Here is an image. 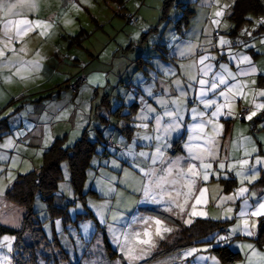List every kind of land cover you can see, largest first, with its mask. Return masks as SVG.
Here are the masks:
<instances>
[{
	"label": "rangeland",
	"instance_id": "obj_1",
	"mask_svg": "<svg viewBox=\"0 0 264 264\" xmlns=\"http://www.w3.org/2000/svg\"><path fill=\"white\" fill-rule=\"evenodd\" d=\"M165 1L23 0L22 3L21 0H0L4 4V8L0 9V43L3 51L7 53L15 46L17 61L24 59L23 68L17 71V75L30 77L29 81L32 82L29 84L34 86L41 78L40 71L46 70L44 62L49 65L58 63L62 71L68 72L75 69L72 64L75 65L74 59L78 57L85 60L79 65L80 72L85 66L107 72L111 87L114 88L110 105L97 111V115L102 91L96 95L94 89L81 90L85 86L90 89L86 84L78 88L79 96L70 106L67 102L75 98L74 92L78 89L67 90L70 95L61 102L64 119L72 123L66 126L74 132L75 129L82 130L86 124L91 141L98 142L85 190H93L98 195L88 196L86 205L82 204L71 188L68 164L63 163V181L56 202L60 207H69V220L58 218L52 222L47 204L40 195L35 199L34 211L44 223L48 240L54 239V236L59 239L64 255L56 252L51 259L46 260L40 257L39 252L38 264H141L151 260L160 251L162 243H172L170 238L176 233L177 227L149 216L144 208L165 212L178 219L183 226H190L197 219L227 222L223 231L208 237L205 243L190 246L148 264H230L211 251L225 246L241 254L242 259L234 264H264V246L260 247L254 241L259 224L256 218L264 215V210L260 208L264 204V187L256 186L264 178V145L261 141H264V120L256 125L253 121L257 117L246 122L239 119L242 109L262 111L264 109H256L255 105L264 103L255 94L258 90L257 78L242 84L234 81L229 69L236 48L240 62L248 57L259 66L264 65V32H260L261 26H264L261 22L264 15L254 16L253 22L237 31L231 18L236 0H174L164 16ZM261 1L264 5V0ZM12 4L17 7L9 12L8 7ZM32 4L35 6L32 7ZM217 12H222V15L217 16ZM130 17L139 18V23L130 26ZM20 20L33 23L31 30L17 37L14 25ZM8 21L13 22V26L8 29V35L12 37L10 41L4 34V24ZM19 27L27 29L28 25ZM81 32L86 37L78 43L74 37ZM221 40L226 43L222 44ZM253 48L259 56L255 57L249 51ZM10 56L9 60L12 59ZM138 59H142V68L138 67ZM201 59H204L203 64L200 63ZM36 62L40 64L39 69L34 67ZM125 67L130 68V74L120 80V70ZM67 76L57 74L62 86ZM79 76L74 77L73 81ZM225 76L228 77L224 80L226 86H223L226 92L219 91L217 83ZM130 78L133 79L132 83ZM199 80L207 83L202 86L197 82ZM212 84L216 85L215 89L211 88ZM130 85L132 88H128ZM201 88L205 92L204 96L200 95ZM126 91L130 93L127 101L123 96ZM140 92L151 94L149 98L143 99L138 98ZM221 92L226 95L225 103L231 95L239 96L237 100H244L245 103L237 105L236 109H240L238 115L231 118L238 125L225 141L216 138L219 136L216 131L219 125L213 127V120L220 115H212L219 106L220 98L223 99ZM202 100H214L216 103L205 107ZM170 103L177 109L175 113L181 127L178 132L175 131L174 143L162 146L153 142L149 128L154 122L155 132L167 136L162 129L169 118L164 117L158 126L156 117L170 111L168 106H161ZM133 104L138 105L139 120L138 123H127L124 116L133 113L130 109ZM154 104H160L163 108L161 112ZM153 108L155 112L150 111ZM222 111L223 108H220ZM208 112L211 115L207 120L208 131H205V123L200 115ZM145 116L148 118L144 119ZM127 125L137 128L145 139L151 137L146 139L149 147L137 143L130 145V141L122 134V129ZM158 127L160 131H157ZM109 136L115 137L116 147L106 146ZM72 138H75V132ZM179 139H184L182 149L175 153L174 144ZM73 142H76L75 139L70 141ZM157 147L160 148L159 154ZM140 152L147 153V156H140ZM153 158L156 163H152ZM0 159L4 161L0 164V226L19 230L24 210L9 203L5 196L8 186L20 174L28 171L19 173L17 157L11 161L8 156L0 155ZM205 164L211 167L205 168ZM221 164L224 168H220ZM192 166L195 167L189 172ZM168 168L172 169L170 173ZM205 175L208 176L207 180L204 179ZM161 176L164 177L163 181L159 179ZM149 180L154 183L149 185ZM242 188L248 191L240 194ZM145 191H149L151 196L146 198ZM152 197L163 202L154 203ZM89 211L93 216L76 220L77 215ZM156 220H160L161 225H156ZM186 220H191V223H186ZM157 228L161 231L169 228L171 231H162L161 239L156 235ZM233 229L236 231L233 232ZM146 232L150 234L154 246L141 243L149 239L144 235ZM221 236H229L230 239L227 242L220 241ZM105 238L110 248L106 246ZM16 241L14 235L0 234V264H16ZM128 250L141 258L130 261L126 255Z\"/></svg>",
	"mask_w": 264,
	"mask_h": 264
},
{
	"label": "crops",
	"instance_id": "obj_2",
	"mask_svg": "<svg viewBox=\"0 0 264 264\" xmlns=\"http://www.w3.org/2000/svg\"><path fill=\"white\" fill-rule=\"evenodd\" d=\"M1 37H2V26L0 27V38ZM0 50H3L2 43H0ZM249 51L255 57L259 56V54H257V51L254 48L250 49ZM15 52H16V47L14 46L12 47L11 50H8L7 53L4 54V56H8V57L0 56V119L8 117L10 124L8 133L2 139H0V155L8 156L11 159V161L12 159L17 157V163L19 164L18 171L19 173H22V171L23 173H25L26 171L30 172L40 168L43 161L42 155H44L45 151L57 139L65 138V144L67 146H71L82 138L85 130H88V132L90 131L87 128V125L85 124L84 128L82 127V130L75 129L74 131L75 138H72L74 132H72L71 129L66 126V124L69 125L72 124L71 120L68 119L66 120L63 117V105L61 104V102L63 101L64 98L69 97L70 92H67V90L70 89L67 88V85L73 82L74 77H76L77 75L78 76L82 75L86 78V81L83 86H85L86 84L87 86H89L90 89H86L85 86L81 90L85 89L86 91V90L94 89L96 95L97 92L99 93L100 90L102 91L101 93L102 97L100 98V102L98 103L96 109V115H97V111L100 112L102 111V108L105 107V105L104 107H102L103 105L102 101L105 98V96L108 97L109 105H110V97L113 93L114 88L111 87V83L108 78L107 72H103L102 70L96 69L92 66H85L86 68H84V70L80 72L79 65H81L82 61L85 60H81L78 57L74 59L75 65L72 64V67L75 69H72V71L70 69L68 72L62 71L61 69L62 67H60L58 63L56 65H49L47 64V62L46 63L44 62L43 65L46 68V70L40 71L41 78H38V80L35 82L33 86L29 84L30 82H32L29 81L30 77L24 76V78H22L21 76L16 74L19 69L23 68L24 59H22L23 61L18 62L17 55H15ZM16 54L18 53L16 52ZM238 54L239 52H237V48H236L233 53L234 60L232 62V65L231 66L227 65L229 66V69L232 71V77L234 81L237 80L242 84H245L246 81H248L249 79L257 78L258 90L255 94L256 97H259V99L261 98V100L259 101L264 103V96L259 95V93L264 92V78L262 79V77H264V65L259 66L255 61L252 60L250 62H246V61L240 62L239 58L237 57ZM10 55H12V59L9 60V57H11ZM90 57L92 58V53ZM116 58L118 57L116 56ZM138 65H139L138 67H140L141 62H138ZM218 68H220V65L218 66ZM120 71H121L120 80H124L126 78V75L130 74V68L128 67H125ZM58 73L65 76L68 75L67 76L68 78L64 79V83H65L64 86H62L61 84L62 82L58 80L57 77ZM131 76H133V73H131ZM220 79L227 80L228 77L225 76V78L222 77ZM129 81L132 83L133 79L130 78ZM225 84L226 83H220V82L217 83V86L219 87V91L224 90L226 92V89L223 88V86H226ZM128 88H132V85H130V87ZM219 91H217L216 93H218ZM79 92H80L79 89L76 92H74L75 98L71 99V102L70 101L67 102L69 106L71 105V103H74V101H76V98L79 96ZM128 95H130V93L126 91L123 95L125 101H127ZM148 96L149 94L147 93L144 94L143 92H140L138 98L142 97L143 99H147L149 98ZM222 97L223 99L220 98L219 100V106H222L221 108H223V111L218 113L220 116H218L216 120H213L214 128L217 127V125H219V130H216L219 132V136L217 134L218 137H216L218 141H225L229 137L230 132H232L236 128L235 126L238 125V123L232 120L231 117L233 115L236 116L238 115L240 109L239 110L236 109L237 105L242 106L245 104L243 103L244 100L242 101L237 100L239 96H232V95L229 96V99H227L226 103L224 102L226 95H222ZM203 101L205 100H202V103ZM154 105L157 108V110L159 109L158 112H161V110L163 109L161 108V106H168V108H170V111L172 112H175L177 110L174 107V104L171 103L164 104L161 106L160 104H154ZM193 105L194 104H192L191 108L194 107ZM121 106H123V104ZM251 112L252 111H250L248 114H250ZM263 112L264 110L262 111L257 110L259 116L258 115L254 116L257 117L256 119H254L253 117L254 119L253 122L255 124L259 122L260 123L263 122L264 119L258 121V119L261 117ZM137 114L138 112H136L135 115L131 118L132 122L138 123L139 119L137 118ZM209 115H211V112L200 115V118L205 123V128H204L205 131H208L207 120ZM103 119L105 120V118ZM246 120L247 119L245 118V121L243 122H246ZM126 122L128 123L127 120ZM169 122L170 120H167V124ZM153 123L150 124V128H149V132L151 134V137L153 138L152 139L153 142H156L157 144H160L162 146H166L170 143H174L173 141H175V137L178 131L173 132L172 134L169 133L165 134L163 132L165 135H167L165 137L155 132L154 130L155 124ZM130 127H131L130 125H127L126 127L124 126V128L122 129V134L127 138L128 141H130V145L133 143H137L139 144V146L149 147L148 140L145 139V137L140 133V131L137 128L135 129V131L131 130L129 134L127 132L124 133V130H127ZM224 133H226V136ZM156 136H160L161 139L157 140L155 138ZM89 137H90V132H89ZM110 137L113 136H109L108 139ZM74 139L76 142L70 143V141H73ZM144 139L147 141V143L144 142ZM180 140L181 139H179L178 141ZM115 141H116L115 137H113L112 148L116 147ZM261 141L262 144L264 145V141L263 140ZM120 145L121 143L119 144L118 147H120ZM180 149H182L181 145H180ZM173 151L176 153L179 150H175L173 148ZM3 162L4 161H0V164H2ZM24 168H27V170H23ZM146 209H154V208H144V211ZM139 211L142 210L139 208ZM263 216L264 215H261L260 217L256 218L258 220V223H259V219Z\"/></svg>",
	"mask_w": 264,
	"mask_h": 264
},
{
	"label": "trees",
	"instance_id": "obj_3",
	"mask_svg": "<svg viewBox=\"0 0 264 264\" xmlns=\"http://www.w3.org/2000/svg\"><path fill=\"white\" fill-rule=\"evenodd\" d=\"M173 2L174 0L165 1L163 9L164 16L167 15L168 9L172 6ZM262 15H264V5L261 0H236L232 8L231 18L235 22L236 30L238 31L247 23L253 22L252 18L254 16L259 17ZM260 30V32H264V26H261ZM85 37L86 34L81 32L79 35L75 36L74 39L80 43ZM138 62L142 64V59H138ZM140 68H142L141 65ZM81 76L82 75L79 77ZM263 78L264 77H262V79ZM77 79L78 77L70 84L75 83ZM70 84L67 85L68 89H70ZM78 88L70 90L75 91ZM102 104V107H104V105L105 107L109 106L108 97L105 96ZM137 108L138 105L133 104L130 108L133 110V113L124 116L125 120L132 122L131 118L134 116V112H137ZM118 113L119 110L117 111V114ZM262 119H264V112L258 121ZM241 121H245V119ZM9 128V118H1L0 139L8 133ZM135 129L136 128L131 126L127 130H124V133L127 132L129 134L131 130L135 131ZM110 138L113 139V137ZM108 140L106 146L109 147ZM183 140L184 139H181L175 144V150H180V145L183 143ZM97 143L98 142L91 141L88 130H85L82 138L71 146L65 144V138H59L45 151L42 165L39 169L30 171L26 174H20L16 181L9 186L5 197L9 203L24 210L22 225L19 230L0 226V234L8 233L17 237L16 264H38L40 257L48 260L51 259L56 252L64 255L63 250H61L59 239L56 236H54V239L48 240L43 228L44 223L39 220L38 213L34 211L35 199L37 195H40L47 204L52 222L58 218L64 221L69 220V207H60L56 202L59 186L61 181H63L62 165L65 162H67L70 170L71 188L78 200L86 205L88 196L98 195L93 190L89 192L85 191L88 181V171L91 168L93 156L96 154ZM111 146L113 147V144ZM231 181L233 185H235L236 182L233 179ZM256 186L264 187V178H262ZM145 213L174 225L177 227V231L170 238V241H172L171 244L162 243L159 247L160 251L157 252L151 260L141 264H148L150 261L160 260L190 246L203 244L208 237L223 231L227 225V222L222 223L213 220L197 219L192 225L183 226L178 219L165 212L146 209ZM91 216L93 215L89 211V213L77 215L76 220H81V218L84 217L90 218ZM254 241H256L260 247L264 246V216L259 219L257 235ZM105 243L106 246L110 248L106 238ZM43 249H45V252ZM211 251L225 263L234 264L242 259L240 253L232 252L228 246L214 248ZM39 252L41 254L40 257L37 255ZM49 253H52V255ZM61 259L66 260L67 258Z\"/></svg>",
	"mask_w": 264,
	"mask_h": 264
},
{
	"label": "snow or ice",
	"instance_id": "obj_4",
	"mask_svg": "<svg viewBox=\"0 0 264 264\" xmlns=\"http://www.w3.org/2000/svg\"><path fill=\"white\" fill-rule=\"evenodd\" d=\"M21 2L23 3V0H21ZM31 6L34 7L35 5L32 4ZM15 7H17L16 4H12V5H10V6L8 7V11L11 12L12 8H15ZM2 8H4V4L0 3V9H2ZM216 15H217V16H221V15H222V12H217ZM261 22L264 23V20H262ZM32 23H33L32 21H28V20H20V21H18V22H15V25H14V26H15L16 29H17V31H16V36L18 37V36H20L24 31L31 30V28H32ZM20 25H28V28H27V29H21V28L19 27ZM12 26H13V22H12V21H8L7 23L4 24V29H5V33H4V34H5V36L7 37V40H8V41H10V40L12 39V37H11L10 35H8V29H9L10 27H12ZM36 26L39 27V24H37ZM41 35H43V33H41ZM221 43H222V44H223V43H226V41L221 40ZM5 47H7V42H5ZM4 54H5L4 51H3V50H0V56H4ZM244 60L247 61V62H250V59H249L248 57H245ZM200 63L203 64V63H204V59H201V60H200ZM34 67H35L36 69H39V68H40V64H39V62H36V63L34 64ZM22 78H24V77H22ZM197 82H198L200 85H202V86L205 85V84L207 83L205 80H199V81H197ZM219 82H220V83H226V81H224L223 79H220ZM215 87H216L215 84H212V85H211V88H212V89H215ZM229 91H231V89H229ZM149 94H151V93H149ZM200 95H201V96H204V95H205V92L203 91V88H201ZM221 95H225V94H224L223 92H221ZM259 95L264 96V92L259 93ZM203 103H204V106H205V107H211V106H212L213 104H215L216 102L213 100V101H203ZM221 107H222V106H217V110H216V112H214L212 115H214V116L217 115V113L220 112V108H221ZM255 107H256V109H264V104H256ZM150 111L155 112L156 110L153 108V109H150ZM256 115H257V112H256V111H252L250 114H248V115L246 116V119L251 120V119H252L254 116H256ZM164 117H168L169 120H170V122H169L166 126H164L163 129H162L163 132H164L165 134H167V133H171V132H175V131H178V130H179V128L181 127V125H180L179 119H177V113L172 112V111H165L164 114H163V116H157V117H156V123H157L158 126L161 125V123H162ZM143 118H144V119H147L148 117L145 116V117H143ZM143 127H147V125H143ZM160 130H161V129L158 127L157 131H160ZM155 138H156L157 140H160V139H161L160 136H156ZM146 139H151V137H146ZM156 151H157V154H159V153H160V148L157 147V150H156ZM139 155H140V156H147V153L140 152ZM152 163H156L155 158L152 159ZM245 163H247V162L245 161ZM203 166H204L205 168H210V167H211L210 164H205V165H203ZM194 167H195V166L190 167V168L188 169V171H189V172H192ZM220 168H224V165L221 164V165H220ZM167 171L170 173V172L172 171V169H171V168H168ZM145 175H149V173H145ZM237 175H241V173H237ZM249 178H250V177H249ZM159 179H160V181H163V180H164V177L161 176ZM204 179L207 180V179H208V176L205 175V176H204ZM152 183H154V181L149 180V185H151ZM157 187H160V185L157 184ZM247 191H248V189H246V188H242L240 194H243L244 192H247ZM149 196H151V193H150L149 191H145V197L147 198V197H149ZM229 199H230V197H229ZM152 202H154V203H162L163 201H162V200H159V199H156L155 197H152ZM185 203H187V201H185ZM260 208H261L262 210H264V204H261V205H260ZM169 210H171V209H169ZM181 211H183V208H182V207H181ZM229 211H231V209H229ZM254 214H257V213H254ZM241 215H243V213H241ZM185 222H186V223H191V220H186ZM155 224H156V225H161V221H160V220H156V221H155ZM245 225H247V221H245ZM162 231H163V232H169V231H171V229H169V228H163ZM162 231H161L160 228H157V230H156V235H157V236H160L161 239L163 238ZM232 231L235 232L236 229H233ZM144 235H145V236H148L149 239L142 240L141 243H142V244H148V245L154 246V244H153V242H152V240H151V238H150V234L146 232ZM116 239L119 240V237H116ZM229 239H230L229 236H221V237H219V240H220V241H224V242H227ZM249 247H251V246H249ZM142 252H143V250H141V253H142ZM126 255H127V258H128L130 261H131V260H136V259L141 258V256H139V255H133L132 250H128V252L126 253Z\"/></svg>",
	"mask_w": 264,
	"mask_h": 264
},
{
	"label": "built area",
	"instance_id": "obj_5",
	"mask_svg": "<svg viewBox=\"0 0 264 264\" xmlns=\"http://www.w3.org/2000/svg\"><path fill=\"white\" fill-rule=\"evenodd\" d=\"M139 23V19L135 17H130L128 18V24L130 26H135ZM86 81V78L84 76L78 77L75 83L70 84L69 88L70 89H76L78 87H81ZM250 112L249 109H242L240 114H239V119L244 120L246 115ZM113 144V139L109 138L108 140V145L111 146Z\"/></svg>",
	"mask_w": 264,
	"mask_h": 264
}]
</instances>
